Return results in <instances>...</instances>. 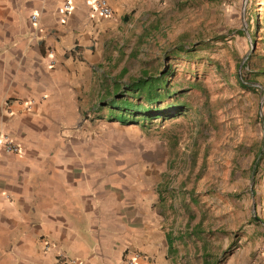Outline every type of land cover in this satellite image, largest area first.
<instances>
[{
    "label": "crops",
    "instance_id": "obj_1",
    "mask_svg": "<svg viewBox=\"0 0 264 264\" xmlns=\"http://www.w3.org/2000/svg\"><path fill=\"white\" fill-rule=\"evenodd\" d=\"M161 1L106 0L105 16L93 0H0V264H57L61 253L124 264L130 251L171 264L154 180L116 170L88 118L121 86L111 75L127 72Z\"/></svg>",
    "mask_w": 264,
    "mask_h": 264
},
{
    "label": "rangeland",
    "instance_id": "obj_2",
    "mask_svg": "<svg viewBox=\"0 0 264 264\" xmlns=\"http://www.w3.org/2000/svg\"><path fill=\"white\" fill-rule=\"evenodd\" d=\"M242 2L162 0L146 18L158 27L126 60L127 72L111 75L122 91L167 62L183 114L123 124L127 114L107 104L88 117L106 132L101 144L116 170L154 180L164 209L157 224L175 237L171 264H264V0H246L244 10ZM249 4L259 17L256 43ZM181 44L189 57L164 56Z\"/></svg>",
    "mask_w": 264,
    "mask_h": 264
},
{
    "label": "trees",
    "instance_id": "obj_3",
    "mask_svg": "<svg viewBox=\"0 0 264 264\" xmlns=\"http://www.w3.org/2000/svg\"><path fill=\"white\" fill-rule=\"evenodd\" d=\"M248 2H251V0H248ZM246 20L251 38L253 42L256 43L259 17L257 12L252 10L251 4L246 8ZM154 27H158L156 23L151 25L149 29L144 30L138 45L143 42V39L147 36L150 29ZM260 40L264 42V34L261 36ZM182 53L189 57L191 51L190 49L183 48L181 44L167 51L164 56L167 58H176ZM250 57H248L244 63V68L248 66ZM167 66L168 63L165 62L163 70L153 74L144 70L140 77L129 81V84L124 86L125 88L122 89V91H120V88H123V85H118V90L112 95L111 103L109 102L107 104H110L112 108L121 109L124 111V114H127L124 115L125 119L122 121L123 124L135 123L145 125L146 123H151L154 119L172 118L176 115L183 114L187 110L185 102L180 101V97L183 96L182 93H180L179 90L173 89V84L169 81V77L173 73V70ZM259 73L264 74V69L259 70ZM245 74L246 73L243 74V77L248 80ZM170 97L172 101L164 103V100ZM113 101H116L117 105H114ZM173 242L174 239L172 238L169 242L170 248ZM170 252L173 254L175 250L171 249Z\"/></svg>",
    "mask_w": 264,
    "mask_h": 264
},
{
    "label": "built area",
    "instance_id": "obj_4",
    "mask_svg": "<svg viewBox=\"0 0 264 264\" xmlns=\"http://www.w3.org/2000/svg\"><path fill=\"white\" fill-rule=\"evenodd\" d=\"M93 9L101 15L109 16L112 14V10L107 4L106 0H93ZM64 8L66 12L69 11L71 5L68 1L65 2ZM33 20L36 19L35 15H32ZM3 147L5 150L18 153L19 147L10 139L7 135L3 136ZM44 248H50L49 242L44 243ZM143 258V254L139 251H130L124 256V264H138V261ZM57 264H76V259L70 258L64 254H58Z\"/></svg>",
    "mask_w": 264,
    "mask_h": 264
},
{
    "label": "water",
    "instance_id": "obj_5",
    "mask_svg": "<svg viewBox=\"0 0 264 264\" xmlns=\"http://www.w3.org/2000/svg\"><path fill=\"white\" fill-rule=\"evenodd\" d=\"M245 3H246V0H243V2H242V10H244V8H245ZM241 65H242V63H241Z\"/></svg>",
    "mask_w": 264,
    "mask_h": 264
}]
</instances>
